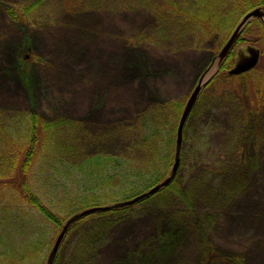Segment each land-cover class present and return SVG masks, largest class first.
<instances>
[{
    "label": "rangeland",
    "instance_id": "obj_1",
    "mask_svg": "<svg viewBox=\"0 0 264 264\" xmlns=\"http://www.w3.org/2000/svg\"><path fill=\"white\" fill-rule=\"evenodd\" d=\"M192 2L0 0V127L32 114L62 126L70 164L100 153L141 167L144 117L164 114L176 129L168 104L185 105L221 49L185 22ZM208 3L217 15L229 11ZM244 36L234 58L259 49L264 83L257 30ZM255 84L208 89L186 122L174 190L68 229L57 264H264V104L256 120L245 114V88ZM31 178L46 203L81 189L48 181L39 167Z\"/></svg>",
    "mask_w": 264,
    "mask_h": 264
},
{
    "label": "trees",
    "instance_id": "obj_2",
    "mask_svg": "<svg viewBox=\"0 0 264 264\" xmlns=\"http://www.w3.org/2000/svg\"><path fill=\"white\" fill-rule=\"evenodd\" d=\"M192 1V9L185 14L188 17L183 16L187 18L185 22L193 23L202 38L216 39L217 47L221 48L246 13L264 8V0H222L229 11L220 16L210 10L208 0ZM167 2L168 9H172L171 3ZM196 5L199 10L192 12ZM11 15L13 18L17 16ZM252 27L257 30V42L263 50L264 29L257 20L247 24L236 43H245L244 35ZM233 65L232 48L214 78L201 92L190 116L213 85L220 83L226 88L234 79H245L246 82L254 79L256 87L245 88L251 93L250 100L246 101L245 114L252 120L257 119L264 104V83L257 73L259 64L246 74L229 77L227 72ZM168 106L179 119L184 106ZM155 116L149 114L144 117L148 134L142 136L139 146L148 155L141 167L123 157L113 159L100 153L84 158L78 165L70 164L65 157L72 148L64 146L62 126L42 124L32 114L29 119L21 117L12 126L0 127V264H46L48 253L68 219L89 208L131 200L161 183L173 165L176 129L170 127L173 125L164 114L155 113ZM35 167L44 170L50 182L59 177L64 184L67 182V188L80 186L81 189L58 195L54 202L46 203L33 188L31 173ZM175 181L176 178L156 196L174 190ZM152 197L131 207L88 215L72 224L69 230H77L88 220L108 221L123 216ZM69 230L54 264L60 258Z\"/></svg>",
    "mask_w": 264,
    "mask_h": 264
},
{
    "label": "water",
    "instance_id": "obj_3",
    "mask_svg": "<svg viewBox=\"0 0 264 264\" xmlns=\"http://www.w3.org/2000/svg\"><path fill=\"white\" fill-rule=\"evenodd\" d=\"M252 20H257L262 26V28L264 29V8L253 9L250 12L246 13L240 19V22L238 23V25L236 26V28L234 29L230 37L227 39L225 44L222 46L216 58L213 59L210 67L206 69L204 73L199 77L197 84L195 85L194 89L189 95V98L185 102L183 111L180 115L177 128H176L175 155H174L173 165H172V168L168 176L161 183L157 184L156 186L152 187L147 192L131 200L116 203V204L109 205V206H104V207L89 208L71 217L69 220L65 222L60 233L58 234L49 252V255L47 257L46 264H54V261L58 254L60 245L65 235L67 234L69 227L72 224H74L76 221L88 215L94 214V213L106 212V211L113 210V209L115 210V209L131 207L139 203L142 200H145V199H148L154 196L155 194L159 193L161 190H163L164 188L168 187L171 184V182L176 178L177 171L180 165V155H181V148H182V142H183V131H184L186 122L190 116V113L192 109L194 108L201 92L214 78V76L216 75L218 71V68L223 63L227 55L231 52L236 41L241 36V33L243 32L244 28ZM259 60H260V51L255 47L247 46L245 50H238L234 58V65L227 72V75L229 77H236V76H241L243 74H246L254 70L258 66Z\"/></svg>",
    "mask_w": 264,
    "mask_h": 264
},
{
    "label": "flooded vegetation",
    "instance_id": "obj_4",
    "mask_svg": "<svg viewBox=\"0 0 264 264\" xmlns=\"http://www.w3.org/2000/svg\"><path fill=\"white\" fill-rule=\"evenodd\" d=\"M213 61V60H212ZM212 61H211V64H212Z\"/></svg>",
    "mask_w": 264,
    "mask_h": 264
}]
</instances>
